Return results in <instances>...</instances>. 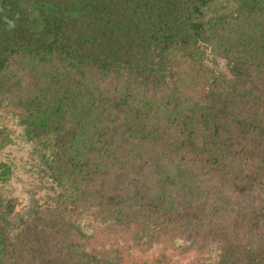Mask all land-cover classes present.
<instances>
[{"label": "trees", "instance_id": "trees-1", "mask_svg": "<svg viewBox=\"0 0 264 264\" xmlns=\"http://www.w3.org/2000/svg\"><path fill=\"white\" fill-rule=\"evenodd\" d=\"M180 56L211 73L203 97ZM1 104L47 193L0 191V264H130L92 248L95 213L264 264V0H0Z\"/></svg>", "mask_w": 264, "mask_h": 264}, {"label": "rangeland", "instance_id": "rangeland-1", "mask_svg": "<svg viewBox=\"0 0 264 264\" xmlns=\"http://www.w3.org/2000/svg\"><path fill=\"white\" fill-rule=\"evenodd\" d=\"M180 57L175 69L184 92L190 96L203 97L210 85L211 73L200 70L190 58ZM212 63L214 69L226 70L224 58L216 56ZM18 113L16 107L0 105L3 132L0 134V191L5 196L31 203L29 196L35 195L32 193H47L43 188L46 178L40 179L28 171L33 167L30 161L35 160L36 153L32 151H35L38 143L27 136ZM87 221L93 231L92 248L106 254L117 252L130 264H213V260L218 258L213 250L188 248L179 251L171 241V231L163 230L153 240L141 244L135 238L136 227L126 229L109 226L102 223L96 213L90 214Z\"/></svg>", "mask_w": 264, "mask_h": 264}]
</instances>
